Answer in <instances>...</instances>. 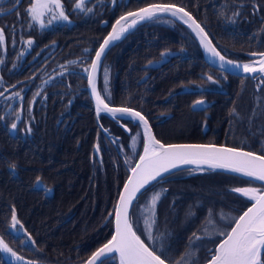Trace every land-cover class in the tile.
<instances>
[{"label": "trees", "instance_id": "obj_1", "mask_svg": "<svg viewBox=\"0 0 264 264\" xmlns=\"http://www.w3.org/2000/svg\"><path fill=\"white\" fill-rule=\"evenodd\" d=\"M61 3L68 20L49 24L45 17L41 27L26 11L30 0H0L6 37L0 92L19 82L0 98V238L25 259L80 264L110 238L119 190L142 147L140 136L127 164L128 135L119 129L121 155L96 124L86 88L84 69L114 20L147 4L175 3L193 14L222 55L246 61L247 53L264 52V0H84L80 9L75 0ZM156 20L139 24L105 54L101 68L115 50L106 101L142 113L163 143H216L264 154V81L211 67L185 25ZM100 82L99 74L98 89ZM198 100L203 104L193 107ZM99 119L105 128L112 124L103 114ZM185 120L186 130H177ZM124 122L130 134L138 131L137 123ZM37 177L43 187L36 186ZM249 181L209 169L174 171L134 202L130 215L137 234L144 232L141 199L166 189L156 204L153 235L165 234L173 262L187 252L188 264L203 263L222 238L203 231L209 211L214 218L218 212L237 216L249 200L231 189L261 185ZM13 209L24 226L19 232L10 229ZM25 230L35 246L22 242ZM0 264H9L1 252ZM104 264L119 262L109 258Z\"/></svg>", "mask_w": 264, "mask_h": 264}, {"label": "snow or ice", "instance_id": "obj_2", "mask_svg": "<svg viewBox=\"0 0 264 264\" xmlns=\"http://www.w3.org/2000/svg\"><path fill=\"white\" fill-rule=\"evenodd\" d=\"M83 2L84 0H75L74 8H82ZM26 11L30 15L31 20L40 24L41 27L45 26L42 18L46 13H52L51 19L48 21L49 24L56 19L68 20L61 0H30V6ZM88 11L91 10L88 9ZM164 13L187 24L199 37L205 52L220 61L221 68L229 65L237 70L242 69L244 73H264V52L251 53V55L259 57L254 62L257 65L255 67L252 63L241 65L231 59H227L213 46L201 24L185 8L177 6L175 3H151L136 11H130L116 20L115 24L112 25V31L99 44L90 67H86L84 71L87 73L88 84L95 98L98 113H110L114 119L126 116L140 121L144 133L143 153L138 154L139 160L135 162V166L129 168L131 175L128 176L124 183L123 191L119 192L118 201L114 206L115 233L111 236V239L97 248L84 264H104L105 259H115L117 255L119 264H188L185 256L190 255V253L182 254L179 260L173 262L168 255L169 247L163 243L165 234L153 235L157 223L156 204L166 189H161L152 195L151 201L147 205L151 216L145 219V229L142 234H137L138 227L133 222L129 212V207L133 204L134 199L137 198V193L144 189L146 185L162 179L165 174H169L181 165H208L209 169H225L232 173L252 178L249 183L253 180L264 182V154L257 155L251 151H241L234 147H217L215 145H165L155 138L149 127L148 120L139 111H134L128 107H110V100L106 102L108 96L105 95L102 98L97 91L93 74L108 46L112 42L119 40L124 33L136 26L138 22L158 19L160 14ZM5 39L4 29L0 28V45L4 44ZM27 43L31 45L32 40H28ZM166 54L161 53V56ZM208 79L212 80L213 78L209 76ZM261 79L264 80V77H261ZM19 95V92L15 93V96ZM0 96H3L2 92H0ZM201 104H203V101L198 100L193 107ZM0 119H4V117L0 116ZM16 127L17 125L13 123L12 128L15 129ZM132 139L135 141L136 137L134 136ZM125 162L131 165V158L126 159ZM36 186L43 187L40 183V177H37ZM231 191L247 198V200L252 202L251 206L247 207L238 216L222 215V219L227 221L230 231L218 229L211 234L223 237V239L220 240L214 249L210 250L211 256L206 264H264V259H262V255H264V184H261L259 188L236 187L231 189ZM109 215H112V213ZM206 221L207 224L214 223L211 210L209 211V216L206 217ZM23 227V224L17 218L15 209H13L10 229L19 232L23 230ZM203 231L207 236L208 228L206 226ZM24 235L27 240L22 242L31 243L35 246V241L26 230ZM141 235L146 237L147 243L145 239L141 238ZM193 236L197 240L202 239L201 236H197L195 233H193ZM0 251L10 253L17 260L22 259L8 247L3 239H0ZM29 264H34V262H29Z\"/></svg>", "mask_w": 264, "mask_h": 264}, {"label": "water", "instance_id": "obj_3", "mask_svg": "<svg viewBox=\"0 0 264 264\" xmlns=\"http://www.w3.org/2000/svg\"><path fill=\"white\" fill-rule=\"evenodd\" d=\"M148 5V4H147ZM147 5H144V6H141V7H139V8H142V7H146ZM177 6H179V5H177ZM181 7V6H180ZM139 8H136V9H133V10H130V11H136V10H138ZM186 10V9H185ZM130 11H127V12H125V13H123V14H121L119 17H117L115 20H114V22L112 23V25L113 24H115V22H116V20H118L121 16H123V15H126L128 12H130ZM187 11V10H186ZM189 12V11H188ZM190 13V12H189ZM191 15H192V13H190ZM193 16V15H192ZM159 17H168V18H171V19H174V20H176V21H178V22H180V23H182L183 25H185L189 30H190V32L192 33V35H193V37H194V39L196 40V42H197V44H198V46H199V48H200V50H201V53H202V57H203V59L211 66V67H213V68H215V69H218V70H221V71H223V72H226V73H230V74H233V75H237V76H248V77H264V73H259V72H256V73H244L243 71H242V69H240V70H237L236 68H234V67H232V66H229V65H225V67L224 68H221V66H220V61L217 59V58H215V57H212L209 53H206L205 52V50H204V48H203V46L201 45V43H200V39H199V37H197V35H196V33L187 25V24H185L183 21H181V20H179V19H176L175 17H172V16H170L169 14H167V13H164V14H160V16ZM193 18L195 19V17L193 16ZM146 21H148V20H145V21H141V22H138L137 23V25L136 26H134L133 28H131L128 32H126V33H124L122 36H121V38L119 39V40H121L126 34H128L129 32H131L134 28H136L139 24H141V23H143V22H146ZM198 22V21H197ZM199 23V22H198ZM112 25L110 26V28H109V30L107 31V33L105 34V36L104 37H106L107 35H108V33L109 32H111L112 31ZM206 32V31H205ZM208 35V34H207ZM104 37L102 38V40H101V42L100 43H102L103 42V39H104ZM209 37V36H208ZM210 39V38H209ZM119 40H116V41H114V42H112L109 46H108V48L105 50V52L102 54V56H101V59H100V62H99V64H98V66H97V68H96V70H95V72H94V83H95V86H96V89H97V91H98V88H97V81H98V75H99V71H100V67H101V64H102V61H103V58H104V56H105V54L107 53V51L117 42V41H119ZM211 40V39H210ZM99 43V44H100ZM212 44H213V46H215L214 45V43L212 42ZM216 47V46H215ZM98 48H99V45H98V47L96 48V50H98ZM96 50H95V52H96ZM218 50V49H217ZM219 51V50H218ZM95 52H94V54H93V56H92V59H91V61L95 58ZM253 53V52H252ZM247 57L248 58H250L252 61H253V66L255 67V66H257V65H255V61L257 60V59H259V57H257V56H253V55H251V53H247ZM228 59V58H227ZM233 61H235V60H233ZM236 63H239V64H241V65H243V64H245L246 62H241V61H235ZM90 65H91V62H90V64H89V67H90ZM264 81V80H263ZM19 82H17V83H15V84H13V85H17ZM13 85H11V86H9V87H7V88H5L3 91H1L2 93H3V95L6 93V92H8L9 90H11L12 88H14L13 87ZM86 88H87V92H88V94H89V97H90V99H91V101H92V104H93V108H94V113H95V121H96V124L98 125V127L100 128V130L102 131V133L105 135V136H107V137H109V132H108V130H107V128H105L102 124H101V122H100V119H99V117H100V115L101 114H103V115H105V116H107L109 119H111V120H120V119H124V120H132L133 122H135V123H137L138 124V127H139V131H140V133H141V137H142V147H141V150H140V153L139 154H142L143 153V135H144V133H143V127L141 126V124H140V121L138 120V119H132L131 117H121V118H119V119H114L113 118V115L112 114H110V113H107V112H100V113H98L97 112V109H96V102H95V98L93 97V95H92V90H91V87L89 86V84H88V77L86 76ZM99 92V91H98ZM2 96H0V98H1ZM102 97V96H101ZM103 98V97H102ZM109 106L110 107H115V108H119V107H124V106H119V105H111V104H109ZM128 108H130V107H128ZM131 109H133V108H131ZM134 111H137L136 109H133ZM142 114V113H141ZM117 115H119V114H117ZM143 115V114H142ZM144 116V115H143ZM146 118V117H145ZM147 119V118H146ZM149 123V122H148ZM119 125H120V127L122 128V130L125 132V133H129L130 132V129H129V127L126 125V124H124V123H122V122H119ZM149 127L151 128V130H152V127H151V125H150V123H149ZM152 134L154 135V133H153V130H152ZM155 136V135H154ZM156 138V137H155ZM157 139V138H156ZM158 140V139H157ZM160 141V140H159ZM161 143H163L162 141H160ZM163 144H165V145H168V144H178V145H180V144H191V145H200V144H202V145H215V146H217V147H221V146H224V147H229V148H233V147H230V146H227V145H222V144H216V143H202V142H170V143H163ZM234 148H237V147H234ZM237 149H240L241 151H248V150H245V149H242V148H237ZM252 152V151H251ZM255 153V152H254ZM257 155H260V154H258V153H256ZM139 160V155L137 156V158H136V160H135V162L136 161H138ZM135 162L133 163V165L132 166H130V167H134L135 166ZM130 167H128V174H127V177H126V179L124 180V182H123V184H122V186H121V188H120V190H119V192H121V191H123V186H124V183L126 182V180L128 179V176H130L131 175V172L129 171V168ZM185 168H199V169H209L208 168V165H200V166H196V165H181L180 167H178L177 169H175V170H172L170 173H172V172H174V171H177V170H180V169H185ZM209 170H216V171H221V172H225V173H230V174H234V175H238V176H241V177H245V176H243V175H241V174H238V173H232V172H230V171H228V170H225V169H209ZM169 173V174H170ZM166 175H168V174H165L164 176H166ZM163 176V177H164ZM245 178H247V179H250V180H252V178H249V177H245ZM159 180V179H158ZM254 181V180H253ZM153 182H155V181H153ZM153 182H151L149 185H151ZM256 182H259V183H261V184H264V182H261V181H256ZM149 185H146L145 186V188L144 189H142L139 193H137V197L149 186ZM236 194H238V195H240L239 193H236ZM241 196V195H240ZM118 198H119V193H118V197H117V200H116V203H117V201H118ZM137 199V198H136ZM136 199H134V201H133V204H134V202L136 201ZM247 199V198H246ZM115 203V204H116ZM251 201H249V203L237 214V216L239 215V214H242V212L243 211H245L246 209H247V207H250L251 206ZM133 204L129 207V212L131 211V208H132V206H133ZM228 231H230V227H228V229H227ZM115 233V214H113V228H112V232H111V236L113 235ZM111 236H110V238L109 239H111ZM1 239V238H0ZM108 239V240H109ZM221 239H223V237L221 238ZM220 239V240H221ZM220 240L216 243V245L220 242ZM107 242V241H106ZM106 242H104V243H106ZM103 243V244H104ZM102 244V245H103ZM102 245H100L99 247H101ZM216 245H215V247H216ZM98 247V248H99ZM214 247V248H215ZM94 251H96V249L94 250ZM93 251V252H94ZM1 253H2V256H3V258L9 263V264H29V262H34V264H50V263H44V262H39V261H33V260H29V259H25V258H22V259H19V260H17V259H15V258H13L12 256H11V254L10 253H5V252H3V251H0ZM92 252V253H93ZM91 253V254H92ZM90 254V255H91ZM18 255V254H17ZM89 255V256H90ZM19 256V255H18ZM89 256L82 262V263H80V264H84V262L89 258ZM20 257V256H19ZM116 258H117V261L119 262V258H118V255L116 256ZM210 259V258H209ZM208 259V260H209ZM262 259H263V255H262ZM207 260V261H208ZM207 261H205V262H203V263H200V264H206V262Z\"/></svg>", "mask_w": 264, "mask_h": 264}, {"label": "rangeland", "instance_id": "obj_4", "mask_svg": "<svg viewBox=\"0 0 264 264\" xmlns=\"http://www.w3.org/2000/svg\"><path fill=\"white\" fill-rule=\"evenodd\" d=\"M51 15L52 13H46V15L42 18L44 19L45 17H49L51 18ZM56 20H61V19H56ZM63 21V20H61ZM157 22H161V23H165V24H168L170 22V19L168 18H159L156 20ZM115 51V50H114ZM114 51H111L110 54L107 55V62L103 64L102 68H101V71H100V83H99V93L101 94V96L104 98L105 95L108 96V99H109V76H110V63L112 61V58L114 57ZM246 63H253L252 60H248ZM187 120H185L184 124H181L177 127V130L179 131H185L186 128H187V125H188V122H186ZM120 135V134H118ZM136 137V140L133 141L132 137ZM139 143H140V133L139 131H135L133 132L132 134H130L128 136V148H129V152L127 153L126 156V159L128 158H131L132 160V157L133 155H135L137 149H138V146H139ZM121 152L124 153V150L121 149ZM222 178V177H221ZM214 179H220L219 176H214ZM160 190H154V191H151L150 193L146 194L142 199H141V203H140V206L138 208V216L141 218V225L143 226V230L145 229V219L147 217H150L151 216V213L148 211L147 209V205L149 204V202L151 201V198H152V195L155 193V192H159ZM222 215L223 216H229L230 214L226 213V212H218L217 213V217L214 218L212 216V219L214 221L213 224H207V221L205 222L206 223V227L208 228V235H211V233L215 232L216 230L218 229H221L220 227L217 228L216 224L219 222V221H226L224 219H222ZM233 216V215H231ZM229 227V226H228ZM227 227V229H228ZM226 229V230H227ZM214 236V235H213Z\"/></svg>", "mask_w": 264, "mask_h": 264}, {"label": "flooded vegetation", "instance_id": "obj_5", "mask_svg": "<svg viewBox=\"0 0 264 264\" xmlns=\"http://www.w3.org/2000/svg\"><path fill=\"white\" fill-rule=\"evenodd\" d=\"M253 78H257V77H253ZM111 122H112V124H108L107 125V128L110 130V131H112V133L113 134H115L116 135V137H118L117 139V141H116V143H117V145L121 148V149H123V147H122V135L120 134V132H119V129L122 131V132H124L123 130H122V128L120 127V125H119V122H122V123H124V124H126L127 126H128V124H130V123H126V122H124V119H120V120H111V119H109ZM129 127V126H128ZM125 133V132H124ZM118 134H120V135H118ZM126 135H130V134H126ZM128 136H127V146H128ZM124 150V149H123ZM147 243V242H146Z\"/></svg>", "mask_w": 264, "mask_h": 264}, {"label": "bare ground", "instance_id": "obj_6", "mask_svg": "<svg viewBox=\"0 0 264 264\" xmlns=\"http://www.w3.org/2000/svg\"><path fill=\"white\" fill-rule=\"evenodd\" d=\"M193 15V14H192ZM196 19V18H195ZM253 64V63H252Z\"/></svg>", "mask_w": 264, "mask_h": 264}]
</instances>
